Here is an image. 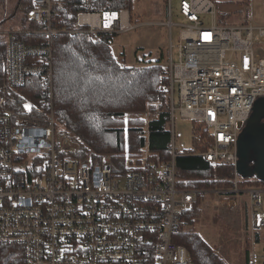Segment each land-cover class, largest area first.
<instances>
[{
	"label": "built area",
	"instance_id": "1",
	"mask_svg": "<svg viewBox=\"0 0 264 264\" xmlns=\"http://www.w3.org/2000/svg\"><path fill=\"white\" fill-rule=\"evenodd\" d=\"M20 1L15 30L0 28L8 44L0 86V264H192L174 238L184 228V215L211 194L217 206L228 209L240 207L241 196L248 198L254 241L264 230V185L242 186L248 179L237 174L236 164L239 135L264 97V27L249 21L218 25L211 0H182L179 23L171 0H165L167 21L104 9V0H80L84 11L76 27L59 30L56 0H30L34 10L28 24L42 25L33 30L24 24ZM6 21L4 15L0 25ZM148 28L167 32L171 159L151 161L148 142L143 156L132 157L127 129L126 170L114 174L108 158L95 162L90 154L81 155V144L57 124L54 40L60 34L120 38ZM20 36L44 39L29 44ZM35 82L42 84L40 100ZM148 113L138 114L147 118L146 139L160 111L150 119ZM178 117L193 123L192 146L180 143ZM199 126L205 131L204 151L195 143ZM187 155L201 156L214 167L232 166L233 187L179 189L176 160Z\"/></svg>",
	"mask_w": 264,
	"mask_h": 264
},
{
	"label": "trees",
	"instance_id": "2",
	"mask_svg": "<svg viewBox=\"0 0 264 264\" xmlns=\"http://www.w3.org/2000/svg\"><path fill=\"white\" fill-rule=\"evenodd\" d=\"M134 0H104V9H131ZM23 9L24 24L30 29L41 28L42 25L30 23L29 15L34 10L30 0L20 1ZM56 29H71L77 24L78 15L84 11L80 0H56ZM225 19V16L220 15ZM29 44L41 42L39 36H20ZM114 37L99 35L60 34L54 40V89L55 113L59 128L70 134L82 146L81 155L90 154L95 162L110 159L114 174L124 172L126 140L125 122L128 119L129 150L138 155L149 143L151 161L157 164L171 159L170 151V116L169 96L165 88L169 84L166 74V55L162 50L157 52L154 63L145 61L152 53L140 58L141 50L136 51L138 65L130 66L125 53L115 56L112 50ZM8 44L5 37L0 36V86L6 77ZM152 63V64H151ZM34 82V81H33ZM37 98L42 99V84L34 83ZM31 85H28L26 90ZM41 87V88H40ZM22 90V93H27ZM29 96V95H28ZM160 111L157 119L148 125L149 136H142V126L146 119L138 114L146 111ZM135 117L127 118V115ZM196 146L206 150L204 145L205 131L198 127ZM178 188L186 190L230 189L234 184V168L228 165L212 166L201 156L187 155L178 157ZM257 180H243L242 186H263ZM246 207V206H244ZM239 210V209H238ZM200 202L194 206L192 213L184 215L186 225L192 226L201 215ZM234 212H237L234 211ZM215 220L217 217H214ZM176 244L184 246L192 264H228L193 229L182 230L174 238ZM246 249V263H250L249 241Z\"/></svg>",
	"mask_w": 264,
	"mask_h": 264
},
{
	"label": "rangeland",
	"instance_id": "3",
	"mask_svg": "<svg viewBox=\"0 0 264 264\" xmlns=\"http://www.w3.org/2000/svg\"><path fill=\"white\" fill-rule=\"evenodd\" d=\"M173 4V19L175 23L182 21L178 17V10L182 0H171ZM243 3L244 12L234 13L231 11L229 15L224 19L219 15L221 11L217 10L218 20L216 22L221 26H236L245 21H249L254 26L264 27V0H245ZM212 2L216 3V0ZM18 0H2L0 2V20L4 17L7 21L0 25V28L4 31L11 32L15 30L17 21L13 19L15 9L18 7ZM134 17L143 15L141 20H169L168 7L165 4V0H134L133 6L130 9ZM205 20L208 23L214 22V18L207 16ZM167 43V32L164 29L148 28L144 29L136 34L126 35L118 38H114L112 43V50L115 56H119L120 53H125L127 62L133 61L134 51L141 50L140 57L142 55L153 54L151 62L157 58V52L162 50L165 53V46ZM166 55V54H165ZM264 56V50L262 52ZM174 60L178 61L179 52L174 49ZM137 57V55H136ZM166 62V59H165ZM151 63V64H152ZM176 101L178 97L176 96ZM147 112V111H146ZM149 112V111H148ZM145 114V113H144ZM136 115H130L129 117H135ZM148 119L155 116L154 113L149 112L148 115H144ZM147 119V118H146ZM128 119L125 122V130L128 128ZM145 128V124L142 126ZM177 131L182 132L183 136L180 139V143H186L188 146L193 144V123L190 120L182 119L178 117L176 123ZM126 140V136H125ZM132 157L143 156L140 152L138 155H132ZM108 158V157H107ZM109 159V158H108ZM110 160V159H109ZM216 190V189H215ZM242 206L237 212L231 211L226 207L217 206L215 197L211 194L206 196L200 201L201 215L196 218L194 225L188 227L192 228L199 233L202 238L216 249V252L220 254L228 264H245L246 263V238H249V252L250 263L249 264H264V230L256 236L253 246L252 232L250 230V212L248 208V198L241 196L238 201ZM246 206V207H244ZM218 216L216 221L213 219Z\"/></svg>",
	"mask_w": 264,
	"mask_h": 264
},
{
	"label": "water",
	"instance_id": "4",
	"mask_svg": "<svg viewBox=\"0 0 264 264\" xmlns=\"http://www.w3.org/2000/svg\"><path fill=\"white\" fill-rule=\"evenodd\" d=\"M236 172L264 183V97L257 100L237 143Z\"/></svg>",
	"mask_w": 264,
	"mask_h": 264
},
{
	"label": "crops",
	"instance_id": "5",
	"mask_svg": "<svg viewBox=\"0 0 264 264\" xmlns=\"http://www.w3.org/2000/svg\"><path fill=\"white\" fill-rule=\"evenodd\" d=\"M212 1V0H211ZM244 2H246L245 0H216V3L219 5V6H216L217 7V10L218 11H221V13H219V15H223V16H227V15H229V13L231 12V11H233L234 13H239V12H244V6H243V3ZM226 18V17H225ZM241 25V24H240ZM137 50H139V49H137ZM121 54V53H120ZM136 55H137V53H136V51H134V53H133V61L131 60V62L130 63H128L130 66H134V65H138V62H137V57H136ZM143 56V55H142ZM142 56L140 57V58H142ZM153 57V56H152ZM152 57L151 58H146V62L147 61H151L152 60ZM144 58H142V60H143ZM126 60H127V58H126ZM241 198V197H240ZM241 206H242V200H241V205H240V207H238L237 209H230L231 211L233 210V211H236V210H238V209H240L241 208ZM247 210L250 212V210L247 208ZM215 217H217L218 218V216L216 215ZM216 218V219H217ZM213 219H215V218H213ZM214 221H216V220H214ZM188 227H190V226H188V225H186V223H185V225H184V228H183V230H190V229H192V228H190V229H187ZM250 230H251V223H250ZM195 231V230H194ZM196 232V231H195ZM256 239V238H255ZM255 239H254V241H255ZM246 240H248L249 241V238H246ZM253 240V239H252ZM254 241H253V246H254ZM253 264H254V262H253Z\"/></svg>",
	"mask_w": 264,
	"mask_h": 264
}]
</instances>
